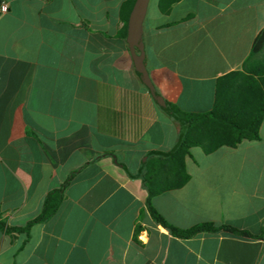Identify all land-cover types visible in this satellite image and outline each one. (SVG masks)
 <instances>
[{
	"label": "crops",
	"instance_id": "obj_1",
	"mask_svg": "<svg viewBox=\"0 0 264 264\" xmlns=\"http://www.w3.org/2000/svg\"><path fill=\"white\" fill-rule=\"evenodd\" d=\"M0 1V264H264V115L257 139L190 147L187 182L151 199L174 226L248 234L173 236L149 214L140 171L181 123L135 71L126 0ZM263 26L264 0H149L143 61L157 93L209 110ZM72 173L49 218L8 229Z\"/></svg>",
	"mask_w": 264,
	"mask_h": 264
},
{
	"label": "trees",
	"instance_id": "obj_2",
	"mask_svg": "<svg viewBox=\"0 0 264 264\" xmlns=\"http://www.w3.org/2000/svg\"><path fill=\"white\" fill-rule=\"evenodd\" d=\"M133 3L134 0L124 2L125 6H128L125 32ZM167 7L161 6V9L167 11ZM166 105V112L172 114L181 123V131L170 151L152 152L142 162L140 179L147 192L146 207L149 214L163 227L168 228L173 236L179 238L222 228L234 233L248 234L228 224L216 226L211 222H202L188 228L174 226L154 208L151 199L159 193L179 188L187 182L189 174L185 167V155L189 153L190 147L199 146L205 153H211L220 146L235 147L243 139L253 140L259 137V127L264 115V26L257 33L242 66L217 77L214 101L209 110L185 111L167 101ZM72 175L73 173L61 187L46 193L37 216L24 226L8 227V229L27 230L33 223L49 218L56 211L63 197L64 186ZM0 227H4L1 219Z\"/></svg>",
	"mask_w": 264,
	"mask_h": 264
},
{
	"label": "water",
	"instance_id": "obj_3",
	"mask_svg": "<svg viewBox=\"0 0 264 264\" xmlns=\"http://www.w3.org/2000/svg\"><path fill=\"white\" fill-rule=\"evenodd\" d=\"M149 0H134L133 6L127 20L126 40L129 51L133 59L134 68L141 81L148 88L151 96L163 110H167V105L163 97L157 93L149 77L148 71L144 64V46H143V20L146 14Z\"/></svg>",
	"mask_w": 264,
	"mask_h": 264
},
{
	"label": "built area",
	"instance_id": "obj_4",
	"mask_svg": "<svg viewBox=\"0 0 264 264\" xmlns=\"http://www.w3.org/2000/svg\"><path fill=\"white\" fill-rule=\"evenodd\" d=\"M8 10V4L0 1V14Z\"/></svg>",
	"mask_w": 264,
	"mask_h": 264
}]
</instances>
